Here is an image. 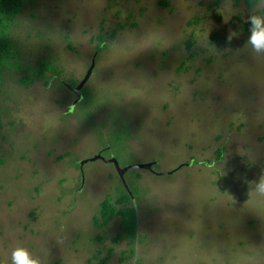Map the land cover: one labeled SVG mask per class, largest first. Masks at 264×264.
Returning a JSON list of instances; mask_svg holds the SVG:
<instances>
[{"label": "rangeland", "instance_id": "rangeland-1", "mask_svg": "<svg viewBox=\"0 0 264 264\" xmlns=\"http://www.w3.org/2000/svg\"><path fill=\"white\" fill-rule=\"evenodd\" d=\"M162 1L26 4L13 28L20 67L6 71L1 97L0 264L17 246L44 264H100L110 249L107 264H264V56L242 28L264 0ZM95 54L89 99L70 110L65 83L82 80ZM40 58L62 74L25 86ZM97 154L162 173H126L140 192L133 254L114 239L118 221L95 223L101 201L126 189L103 158L82 170Z\"/></svg>", "mask_w": 264, "mask_h": 264}, {"label": "trees", "instance_id": "trees-1", "mask_svg": "<svg viewBox=\"0 0 264 264\" xmlns=\"http://www.w3.org/2000/svg\"><path fill=\"white\" fill-rule=\"evenodd\" d=\"M33 0H0V130L2 126V107H1V97L3 92V84L5 80L6 71H13L20 67L18 59L20 58V52L17 48V43L13 36V28L18 17L23 12L26 4ZM221 0H217L219 4ZM260 0H248L249 6L252 8ZM162 3L167 4L168 1L164 0ZM252 13L264 15V6L259 11H253ZM239 19V17H237ZM125 24L120 23L109 35L114 38L117 33L125 28ZM244 30H248L247 22L242 27ZM105 29L103 27L100 33L93 36L92 40H99L100 42L96 45L97 51L102 50L107 46V38L104 35ZM215 39L219 37V33L213 36ZM194 44L193 40L190 38L187 40L188 49L192 48ZM96 51V52H97ZM31 74L20 78V81L25 85L29 86L31 83L35 82L37 78L45 79L46 84H51L52 80L58 78L62 74V69L52 60L47 58H40L37 61V67H29ZM78 80L72 79L69 83L65 84L68 90L69 85L75 86ZM84 96L89 99V91L84 89ZM223 152V149L219 150V154ZM221 157V155L219 156ZM218 157V158H219ZM139 193H136V189L130 187V189H125L117 194L116 196L108 194L100 203L99 213L95 216V223L100 227H107L113 221L119 222L120 231L114 237L115 241L119 240H129L132 244L130 248L131 253H135L134 246L138 241L140 235V217L138 206L134 203L133 199L140 197ZM103 250H99L101 254ZM99 254H95L94 257H99ZM112 257V249L108 251L104 258L100 261V264H107L109 259Z\"/></svg>", "mask_w": 264, "mask_h": 264}, {"label": "clouds", "instance_id": "clouds-1", "mask_svg": "<svg viewBox=\"0 0 264 264\" xmlns=\"http://www.w3.org/2000/svg\"><path fill=\"white\" fill-rule=\"evenodd\" d=\"M247 24L249 36L246 46H250L253 53L264 56V15L249 13ZM233 35L230 33L227 39L231 41ZM256 188L264 193V177L257 183ZM11 264H44V261L42 256L34 254L28 247L17 246L11 251Z\"/></svg>", "mask_w": 264, "mask_h": 264}, {"label": "water", "instance_id": "water-1", "mask_svg": "<svg viewBox=\"0 0 264 264\" xmlns=\"http://www.w3.org/2000/svg\"><path fill=\"white\" fill-rule=\"evenodd\" d=\"M95 57H96V54H95V56H94V58L92 60L91 66L88 68V71H87L85 77L82 80H80V82L76 86L69 85V87L72 88L73 91L78 95V98H77L76 102H78V101L81 100V98H82V89L84 88V86L86 85L87 81L90 79V77H91V75L93 73L94 66H95ZM99 158H103L107 162H112V163L115 164V166L117 168V171H118L119 175L121 176L122 180L124 181L125 187L127 189H130V187H129V184H128L127 180H126V173L128 171L132 170V169H136V168L141 169V168H144V169H149L151 171H154L155 173L162 174V173L157 172L155 170V162L138 163V164H130V165H127V166H121L120 161H119V159L117 157L107 158V157H104L102 154H97V155L93 156L90 159L83 160L82 162H80V166L83 169V166H84V164L87 161H89V160H96V159H99ZM168 173H172V172H168Z\"/></svg>", "mask_w": 264, "mask_h": 264}, {"label": "flooded vegetation", "instance_id": "flooded-vegetation-1", "mask_svg": "<svg viewBox=\"0 0 264 264\" xmlns=\"http://www.w3.org/2000/svg\"><path fill=\"white\" fill-rule=\"evenodd\" d=\"M79 82H80V80L78 81V83H79ZM64 83H65V82H64ZM78 83H77V84H78ZM65 84H66V83H65ZM77 84H76V85H77ZM76 85H75V86H76ZM70 89L73 91L72 88H70ZM84 89H85V87L82 89V98H81V100L78 101V102H76V100H77V98H78V95L73 91L74 94L77 96V98H76L75 101L73 102L75 105L73 104L70 110H73V108H74L79 102H81V101L85 98V96H84Z\"/></svg>", "mask_w": 264, "mask_h": 264}]
</instances>
